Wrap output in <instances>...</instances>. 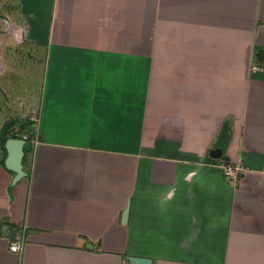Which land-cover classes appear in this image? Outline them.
<instances>
[{"label":"crops","instance_id":"1","mask_svg":"<svg viewBox=\"0 0 264 264\" xmlns=\"http://www.w3.org/2000/svg\"><path fill=\"white\" fill-rule=\"evenodd\" d=\"M4 127L0 264H264V0H0Z\"/></svg>","mask_w":264,"mask_h":264},{"label":"water","instance_id":"2","mask_svg":"<svg viewBox=\"0 0 264 264\" xmlns=\"http://www.w3.org/2000/svg\"><path fill=\"white\" fill-rule=\"evenodd\" d=\"M4 147L7 152V157L4 161V165L6 169L15 174L12 181L14 184L21 178L26 176L25 172L23 171L22 160L25 152L31 151L33 145L31 142L26 141L24 138H9L6 140ZM218 153L220 154L221 151L219 150ZM127 211L128 207H126L125 211L123 212V220L126 219ZM129 262L130 264H152V262L148 259L139 258H130Z\"/></svg>","mask_w":264,"mask_h":264},{"label":"rangeland","instance_id":"3","mask_svg":"<svg viewBox=\"0 0 264 264\" xmlns=\"http://www.w3.org/2000/svg\"><path fill=\"white\" fill-rule=\"evenodd\" d=\"M3 114H8L7 111H3ZM14 135V134H13ZM3 147V141L0 140V148ZM225 170H229L230 171V174L231 176H229L230 178L233 177L234 178V175L237 173V172H240V171H244V167L242 166L241 163H238V164H233L231 161H227V165L224 166Z\"/></svg>","mask_w":264,"mask_h":264},{"label":"trees","instance_id":"4","mask_svg":"<svg viewBox=\"0 0 264 264\" xmlns=\"http://www.w3.org/2000/svg\"><path fill=\"white\" fill-rule=\"evenodd\" d=\"M261 57H262L261 55L258 56L259 59H260ZM226 128H227V126H225V128H224V131H225V132H226V130L228 131V128H227V129H226ZM223 134H224V133H223ZM223 134L221 135L222 137H223ZM9 138H17V137H15L14 135L8 133V132H7V128L4 127V129H3L2 132L0 133V140L3 141V146L5 145L6 140L9 139Z\"/></svg>","mask_w":264,"mask_h":264},{"label":"built area","instance_id":"5","mask_svg":"<svg viewBox=\"0 0 264 264\" xmlns=\"http://www.w3.org/2000/svg\"><path fill=\"white\" fill-rule=\"evenodd\" d=\"M225 174H226V176H228V177L231 176L229 170H225ZM20 249H21V245H20V243H19L18 240L10 244V250H11L12 252H19Z\"/></svg>","mask_w":264,"mask_h":264}]
</instances>
